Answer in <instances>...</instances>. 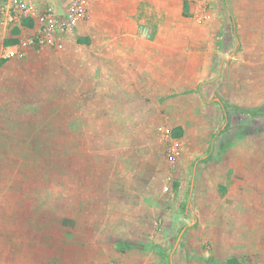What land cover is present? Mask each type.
I'll use <instances>...</instances> for the list:
<instances>
[{"label": "rangeland", "instance_id": "1", "mask_svg": "<svg viewBox=\"0 0 264 264\" xmlns=\"http://www.w3.org/2000/svg\"><path fill=\"white\" fill-rule=\"evenodd\" d=\"M149 2L23 60L2 58L19 31L0 14V264H206L191 244L241 245L236 184L264 174V0Z\"/></svg>", "mask_w": 264, "mask_h": 264}, {"label": "crops", "instance_id": "2", "mask_svg": "<svg viewBox=\"0 0 264 264\" xmlns=\"http://www.w3.org/2000/svg\"><path fill=\"white\" fill-rule=\"evenodd\" d=\"M41 4H58L63 5L68 0H36ZM135 0H91L88 4V16L86 19L81 20V22L76 27L74 33L71 35L69 39L66 41L65 49H68L70 46L73 37L77 32L89 30L91 32L99 31L101 20L94 21L95 28H92L90 25L93 23V17L99 16V11L105 12L107 11L106 18L110 21L116 18V12H126L130 5ZM138 1L140 4L141 0ZM150 4H158L159 0H149ZM97 12V13H95ZM102 16V15H101ZM130 17H123L124 20H128ZM27 30H23V33H26ZM35 51V50H34ZM32 51V52H34ZM257 180L246 181L244 180L242 183L237 182L236 187L242 186L244 187L241 192H248L246 188L250 185L249 192L250 194L242 195L240 210L235 212V219L237 226H240V231L236 233V236L232 239L234 242L236 241L238 244H241L239 247H236L233 250H224V254L219 255L217 252L202 250L203 243H193L189 247L194 254H201L205 257L212 256L214 259L209 260L206 264H223L219 262L220 260L226 258H230V256H240L246 254L247 252L253 253V264H264V174L260 171L257 175H254ZM228 207V206H227ZM225 205H222L224 210L215 211L211 213V217L214 220H221L227 218V213ZM221 223H219L220 225ZM228 225V224H227ZM214 223L211 226L212 233L210 235L204 236V241L209 238L211 242H213L214 237L217 235L213 233ZM219 241L223 243H230L231 239L227 235V238H220ZM211 262V263H210Z\"/></svg>", "mask_w": 264, "mask_h": 264}, {"label": "built area", "instance_id": "3", "mask_svg": "<svg viewBox=\"0 0 264 264\" xmlns=\"http://www.w3.org/2000/svg\"><path fill=\"white\" fill-rule=\"evenodd\" d=\"M90 1L68 0L58 5L36 0H0L2 22L19 31L12 36L15 41L3 45L2 58L23 60L35 49L63 50L78 24L88 16ZM143 33L148 35V30L144 28Z\"/></svg>", "mask_w": 264, "mask_h": 264}, {"label": "trees", "instance_id": "4", "mask_svg": "<svg viewBox=\"0 0 264 264\" xmlns=\"http://www.w3.org/2000/svg\"><path fill=\"white\" fill-rule=\"evenodd\" d=\"M26 23V22H25ZM15 31H17V30H15ZM16 39L15 38H10L9 40H8V42L7 43H10V42H13V41H15ZM236 109L237 110H239V111H243V112H250V113H252V114H257V113H260L259 111H256V110H253V109H242V108H239L238 106H236ZM227 264H239V261H238V259H236V258H232V259H229L228 261H227Z\"/></svg>", "mask_w": 264, "mask_h": 264}, {"label": "water", "instance_id": "5", "mask_svg": "<svg viewBox=\"0 0 264 264\" xmlns=\"http://www.w3.org/2000/svg\"><path fill=\"white\" fill-rule=\"evenodd\" d=\"M180 237H181V236H179V238H178V240H177V243H178V241L180 240ZM177 243H176V245H177ZM176 245H175V246H176Z\"/></svg>", "mask_w": 264, "mask_h": 264}]
</instances>
